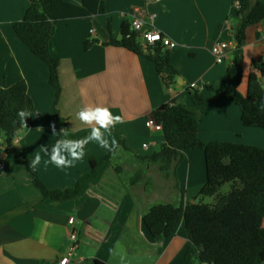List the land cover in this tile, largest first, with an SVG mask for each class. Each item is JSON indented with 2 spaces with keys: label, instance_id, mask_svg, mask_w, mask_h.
Here are the masks:
<instances>
[{
  "label": "crops",
  "instance_id": "0c3cea01",
  "mask_svg": "<svg viewBox=\"0 0 264 264\" xmlns=\"http://www.w3.org/2000/svg\"><path fill=\"white\" fill-rule=\"evenodd\" d=\"M29 1L0 0V88L24 80L32 103L28 128L19 131L13 146L33 159L42 147L50 151L56 140L64 138V130L78 138L89 135L91 128L77 118L79 110L88 105L107 107L123 122L111 130L119 144L115 155L98 167L95 177L83 181L74 199L62 202L42 199L23 162L5 151L6 139L0 136V164L4 167L0 172V264H57L68 254L72 233L78 238V247L71 264H95V259L120 264L116 253L124 256L125 264H185L192 243L183 217L172 236L153 238L143 215L154 204H177L182 196L184 202L193 201L206 180L204 153L199 147L186 150L182 160L165 174L158 164L151 166L148 158L165 143L162 129L148 126L147 121L155 108L173 98L181 97L193 106L188 86L198 88L205 98L218 91L236 45L232 28L237 22L238 0H105L103 14L53 21L49 49L59 59L61 92L56 107L63 119L53 108L55 91L47 64L13 30ZM66 1L81 4V0ZM133 15L147 23L153 18L154 25L178 43L170 49V61L178 71L175 84L166 86L146 57L103 45L111 35L120 38L123 21ZM92 40L95 42L86 49L85 42ZM217 42L229 44L228 56L220 63L211 52ZM253 61L264 63V19L245 32L239 87L243 94L249 73L256 71ZM207 85L214 91H208ZM52 123L56 134H52ZM198 135L204 141L264 148V128L244 126L239 107L226 99L205 107ZM108 153L91 142L85 146L84 158L66 169L50 162L45 166L48 156L41 153L37 171L50 189L71 188L96 165V157ZM145 164L139 180L123 179L124 170L136 172ZM31 202L35 205L20 207Z\"/></svg>",
  "mask_w": 264,
  "mask_h": 264
},
{
  "label": "trees",
  "instance_id": "16d2710c",
  "mask_svg": "<svg viewBox=\"0 0 264 264\" xmlns=\"http://www.w3.org/2000/svg\"><path fill=\"white\" fill-rule=\"evenodd\" d=\"M238 2L237 22L232 28L236 45L218 91L205 98L198 88L188 86L193 106L177 97L150 114L162 123L165 143L148 158L159 162L162 172L166 174L172 167L174 169L188 149L199 147L204 153L206 180L193 201L184 202L182 196L177 204H154L143 215L145 227L153 238L172 236L183 217L186 236L192 243L185 253V264H264V148L226 140L204 141L198 135L203 110L209 103L221 99L230 100L239 107L244 126L264 128V111L259 110L264 101V88L260 87L264 81V63L253 61L256 71L249 73L246 93L239 89L243 77L241 58L245 32L264 19V3L261 0ZM105 10V0H81L79 5L66 0H30L23 18L13 24L17 37L48 66L49 82L55 91L53 108L60 119L63 118L56 107L61 92L59 59L49 49L53 21L103 14ZM94 42L86 41L85 48L89 49ZM103 45L123 47L146 57L155 64L166 86L176 83L178 71L170 61L171 50L160 43L144 45L131 28L130 20L123 21L120 38L111 35ZM206 88L214 91L210 85ZM22 108L32 112L24 80L0 88V136L6 139L5 151L23 162L42 199L52 202L74 199L81 192L83 181L95 177L98 167L108 161L112 153L96 157V165L73 187L50 189L38 171L28 167L31 158L27 152L12 144L21 130L17 112ZM69 138L80 139L71 133ZM225 183L230 184V189L221 192ZM205 196L214 197V202H201ZM33 205L35 203L31 202L20 207L27 209ZM95 264L106 263L95 259Z\"/></svg>",
  "mask_w": 264,
  "mask_h": 264
},
{
  "label": "clouds",
  "instance_id": "9594fccd",
  "mask_svg": "<svg viewBox=\"0 0 264 264\" xmlns=\"http://www.w3.org/2000/svg\"><path fill=\"white\" fill-rule=\"evenodd\" d=\"M260 87L264 88V83H262ZM259 110L264 111V101H261ZM29 117H32V113L27 109L22 108L18 110L17 118L22 127L28 128L27 119ZM77 118L82 124L91 128L90 134L80 139H72L69 138V131L64 130V138L56 140L50 151L46 146L42 147L40 152H37L34 158L29 161V168L33 171L37 170L43 159L41 153L48 156V159L43 161L45 166L50 162L61 169L71 168L76 162L84 158L85 146L91 142L98 143L101 148L115 155V150L119 147V144L118 141L112 137L111 130L117 123L123 122L121 116H114L107 107L88 105L79 110ZM13 123H16V121ZM50 127L52 134H56L57 130L55 123H52ZM115 255H119L120 264H125L123 255L119 253Z\"/></svg>",
  "mask_w": 264,
  "mask_h": 264
},
{
  "label": "built area",
  "instance_id": "2783aa9c",
  "mask_svg": "<svg viewBox=\"0 0 264 264\" xmlns=\"http://www.w3.org/2000/svg\"><path fill=\"white\" fill-rule=\"evenodd\" d=\"M237 8H239V2L237 3ZM131 28L138 33L141 42L144 45H154L160 43L166 46L168 49L175 48L178 43L171 40L161 29L156 27L153 23V18L150 22H145L144 20L138 18L136 15L131 16L130 19ZM92 31V30H91ZM211 52L215 58V62L220 63L224 61L229 53V44L227 42H217L212 48ZM147 125L156 129H162V123L157 122L153 117H150L147 121ZM24 128L21 126V129ZM143 147H147V144H143ZM4 169L3 164H0V172ZM70 223H73V218L69 219ZM71 245L69 247L68 254L62 257L57 264H71L70 258L73 256L78 247V238L75 233L70 235Z\"/></svg>",
  "mask_w": 264,
  "mask_h": 264
},
{
  "label": "rangeland",
  "instance_id": "374dc122",
  "mask_svg": "<svg viewBox=\"0 0 264 264\" xmlns=\"http://www.w3.org/2000/svg\"><path fill=\"white\" fill-rule=\"evenodd\" d=\"M159 150V149H158ZM157 150V151H158ZM151 166H154V164H158L159 162H149ZM159 165V164H158ZM146 164L143 168L139 169V171H132L131 168L128 170H124V172L122 173V176H123V179H132V180H139L141 176V173L143 171H145L146 169ZM155 170V173L157 172L156 169ZM230 189V184L229 183H225L222 187H221V192H227L228 190ZM196 201H200V198H198ZM201 202L203 203H213L214 202V197H211V196H205V197H202L201 198Z\"/></svg>",
  "mask_w": 264,
  "mask_h": 264
}]
</instances>
